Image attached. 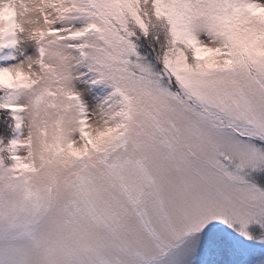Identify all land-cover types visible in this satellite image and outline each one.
Listing matches in <instances>:
<instances>
[{"label":"snow or ice","instance_id":"1","mask_svg":"<svg viewBox=\"0 0 264 264\" xmlns=\"http://www.w3.org/2000/svg\"><path fill=\"white\" fill-rule=\"evenodd\" d=\"M0 264H264V0H0Z\"/></svg>","mask_w":264,"mask_h":264}]
</instances>
